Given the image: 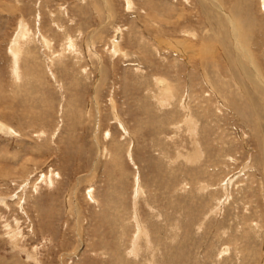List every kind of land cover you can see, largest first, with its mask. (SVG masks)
<instances>
[{
  "label": "rangeland",
  "instance_id": "obj_1",
  "mask_svg": "<svg viewBox=\"0 0 264 264\" xmlns=\"http://www.w3.org/2000/svg\"><path fill=\"white\" fill-rule=\"evenodd\" d=\"M0 264H264V0H0Z\"/></svg>",
  "mask_w": 264,
  "mask_h": 264
},
{
  "label": "bare ground",
  "instance_id": "obj_2",
  "mask_svg": "<svg viewBox=\"0 0 264 264\" xmlns=\"http://www.w3.org/2000/svg\"><path fill=\"white\" fill-rule=\"evenodd\" d=\"M121 39H122V35H121V34H117L115 40L113 41V44L115 45V49H118V45H119ZM113 47H114V46H113ZM260 82H261V81H260ZM1 128H4V129H5L4 126L1 127ZM6 130H7V129H6ZM8 130H9V128H8ZM11 130H12V129H11Z\"/></svg>",
  "mask_w": 264,
  "mask_h": 264
}]
</instances>
